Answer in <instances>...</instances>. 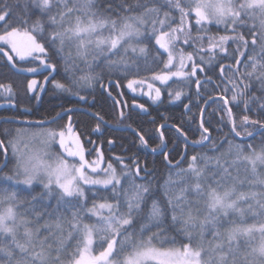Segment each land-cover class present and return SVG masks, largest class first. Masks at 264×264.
Segmentation results:
<instances>
[{"label":"snow or ice","instance_id":"obj_1","mask_svg":"<svg viewBox=\"0 0 264 264\" xmlns=\"http://www.w3.org/2000/svg\"><path fill=\"white\" fill-rule=\"evenodd\" d=\"M185 3L187 7L181 0H25L23 14H19L15 12L20 7L18 2L0 0V22L4 25L0 32L3 42L0 53L13 66L14 56L21 61L31 57L42 67L55 71L56 66L46 59L48 49L41 40H46L62 59L66 46L70 45L75 48L76 57L87 60L91 56L94 61L120 51L127 54L129 50L147 60L148 46L133 41L154 40L158 49L153 59L159 60L164 69L152 78L164 83L174 77L191 80L197 70L203 72L205 63L211 70L217 55L233 59L234 64L216 65L224 81L223 92L231 89V96H209L205 103L220 99L231 124L230 131L245 141H222L221 147L223 144L228 147L218 156H192L188 167L176 173L180 179L173 181L169 176L162 199H156L151 182L128 183L129 174L118 175L111 163L102 169L100 160L95 167L89 164L71 122L63 130L33 133V137H42L40 147L30 148L22 140L27 133L16 130L15 136L0 139V156L4 160L0 164V264H264V138L259 144L247 142L254 141L257 135L264 137V121L244 115L238 131L232 112V106L239 107L241 103L245 111L250 110L247 96L254 83L261 95H253L251 100L264 112V103H260L264 100V0H185ZM29 5L38 13L35 19ZM173 11L179 13L178 20L172 16ZM221 24L230 35L207 34L208 26ZM240 29H247L248 35ZM177 42L194 47L197 53H210L208 60L199 55L198 65L193 53L185 56L181 50L178 63L174 64L177 57L173 49ZM229 42L237 45L230 57ZM162 55L167 56L166 62L160 59ZM67 58H72L70 51ZM185 60L191 62L190 72L184 71L188 67ZM108 65L128 66L123 58L110 60ZM132 67L139 69L135 61ZM173 67L177 70L172 71ZM225 67L235 76H225ZM98 78L89 72L75 83L90 84ZM38 83L33 79L27 87L36 91ZM53 83L62 91H70L58 81ZM138 83L146 81L129 80L128 87ZM205 83H213L211 77L205 76ZM195 84L199 90V78ZM148 87L151 95L153 85ZM220 87L216 85L217 89ZM0 88L11 96L10 85ZM39 90L44 89L41 86ZM155 93L153 99L158 100L159 88ZM181 96L180 91L174 93L176 100ZM27 112L26 109L24 114ZM12 119L18 118H7L6 122ZM20 122L40 128L47 123L26 119ZM200 128L198 143H211L203 112ZM4 135L10 137L7 130ZM139 138L147 145L142 135ZM54 144L62 149L61 153L49 151ZM210 150L219 151L216 147ZM65 157H79V167L69 164ZM198 160L203 166L197 165ZM9 163L13 167L5 172ZM167 163L179 167V162ZM86 168L95 178L86 173ZM140 171L137 165L135 175L139 176ZM122 179L128 183L127 188ZM173 184L182 186L173 192ZM81 185L99 186L100 191L111 194V201L100 197L88 207L89 197ZM37 187L42 189L39 193ZM23 192H28L31 198L22 199ZM85 218L94 222L85 223ZM169 229L189 243L166 247L176 244L175 237H165ZM206 236L211 239L206 240ZM194 240L199 241L195 248ZM97 241L103 250L94 255L92 249Z\"/></svg>","mask_w":264,"mask_h":264},{"label":"trees","instance_id":"obj_2","mask_svg":"<svg viewBox=\"0 0 264 264\" xmlns=\"http://www.w3.org/2000/svg\"><path fill=\"white\" fill-rule=\"evenodd\" d=\"M8 2L13 4L18 2L20 7L15 8V12L23 14L25 0H8ZM181 2L187 7L185 0H181ZM28 10L33 13L32 18L35 19L38 15L36 10L30 5ZM172 16L178 20L179 13L173 11ZM14 20L15 17H13ZM224 28L223 24L208 26L207 34L211 36L230 35L231 33L225 32ZM3 29V22H0V32ZM192 31L195 35L196 28L194 27ZM240 31L244 32L246 36L248 35L247 29H240ZM40 42L44 43L48 49L49 56L46 59L49 64L56 66L55 71L42 67L39 61H35L31 57L21 61L14 56L16 64L13 66L12 62L7 61L0 53V85H10L12 89V94L9 96L0 88V139L15 136L16 130L23 129V127L35 130H63L71 120L72 128L79 135L88 158H99L106 164L111 163L122 174L128 173V183L132 180L136 184L151 182L156 199H162L165 182L169 176L173 181L180 179L176 173L180 169L188 167L192 156H218L225 152L228 147L227 144H223L221 147V142L225 140L234 143L245 142L242 137H234L230 131L231 124L227 118L225 106L220 99H216L214 102L210 100L207 105L205 103L209 96L219 97L221 94L231 96V89L227 93L223 92L224 81H222L219 68L216 66L218 63L223 65L234 64L235 61L231 58L225 59L223 56L217 55L211 70L205 63L203 72L197 70L196 76L192 77L191 80L173 78L167 83L159 84L160 98L158 101H154L148 96L131 91L127 86L129 80H150L154 74L160 73L164 69V65L159 60L153 59L158 49L154 40L139 42L148 46L147 60L131 51H128L127 54L120 51L117 55H107V58L100 56L95 61L91 56L87 60L76 57L75 48L70 45L66 46L63 54L65 58L62 59L61 55L49 47L46 40ZM207 43V40L203 42L205 49ZM236 46L232 42L227 45L229 57ZM0 47H3V42H0ZM176 47V49L182 50L185 55L189 52L193 53L198 65L201 63L199 55H204L205 61L210 55L207 52L197 53L194 47L186 46L182 42H177ZM69 51L71 52V59L67 58ZM159 51L163 53L164 50L160 49ZM121 58L127 61V67L123 65L115 68L109 67L108 61ZM160 59L166 62L167 56L162 55ZM133 61L139 65L138 70L132 67ZM190 65L191 62L185 68L186 72L191 71ZM28 68H37L38 70L33 73L26 71ZM243 71L244 68L241 67V72ZM89 72L99 78L92 80L90 84L75 83L80 76ZM224 75L234 77L235 73L225 67ZM205 76L211 77L213 83H205ZM45 77H48L47 83ZM197 78L201 82L199 90L195 84ZM33 79H37L39 82L36 91H30L27 87ZM110 79L117 80L121 85L122 94L128 105V110H126L122 104L123 116L120 115L116 101L107 94L106 83ZM53 81L64 84L70 91H62L56 88ZM217 84L221 85L219 89L216 88ZM41 86L43 91L39 90ZM258 87L254 83L248 93L247 99L250 110L245 111L243 103L239 107L232 106L238 131L241 130L239 127L240 118L244 115H248L253 120L264 121V112L260 111L257 102L251 100L253 95H261ZM109 91L119 98L120 94H118L116 85L112 84ZM177 91L182 92L180 100L174 98V93ZM260 103H264V100ZM141 105L143 107H140ZM26 109L28 112L25 115ZM202 110L204 111V127L209 128L212 137L211 143L205 142L203 145L198 143L202 133L200 128ZM58 113L60 116L57 115ZM221 117L224 119L221 120ZM7 118L18 119L6 122ZM25 119L36 122L46 121L47 123L44 128H40L20 122ZM97 125H99V131H96ZM162 125L163 127H161ZM5 130L10 133V137H5ZM161 132L163 133L162 138ZM182 133L186 134V137ZM141 135L147 141V145L142 144L139 138ZM262 138L264 137L257 135L254 141L250 139L247 142L259 144ZM213 147L218 148L219 151H211L210 149ZM165 156L167 161L172 162V165L179 162V167H170ZM117 158L121 159L118 160ZM3 163V157L0 156V164ZM125 165L127 167H124ZM137 165L141 169L139 176L135 175ZM197 165L203 166V162L198 160ZM12 167L13 163H9V167L4 171L7 172ZM122 183H124L125 188L128 187V183H125L124 179H122ZM181 186L180 184H173L171 186L172 191L175 192ZM41 190L37 187L36 193ZM84 191L89 197L88 207L92 206L93 200L99 201L100 197H107L111 201V194L107 191H100L99 186L97 188L85 186ZM20 196L25 200L31 198L28 192L20 193ZM52 203L54 205L55 201L53 200ZM84 222L93 223L94 221L85 218ZM165 237L176 238L175 245H165L166 247H181L182 244L189 243L188 240L183 239L181 234L171 229L165 233ZM205 239L210 240L211 237L206 236ZM198 243V240H194L192 242L193 247L195 248ZM102 250L99 241H97L95 255H98L99 251Z\"/></svg>","mask_w":264,"mask_h":264},{"label":"rangeland","instance_id":"obj_3","mask_svg":"<svg viewBox=\"0 0 264 264\" xmlns=\"http://www.w3.org/2000/svg\"><path fill=\"white\" fill-rule=\"evenodd\" d=\"M133 43L134 44H136V43H139V42H137V41H133ZM141 44V43H140ZM142 45V44H141ZM177 47H175L174 49H173V55L174 56H176L177 57V61H174V64H177L178 63V57H179V55H180V49H176ZM130 51V50H129ZM136 54H138V53H136ZM184 54V53H183ZM185 55V54H184ZM186 56V55H185ZM188 63H189V61H187V60H185V64L186 65H188ZM172 71H176L177 70V67H173L172 69H171ZM184 71H186L185 69H184ZM153 77V76H152ZM174 78H177L178 79V77H174ZM35 80H37V79H35ZM137 81H141V80H137ZM144 81H146V83H144V84H134L133 85V87L132 88H129L131 91L133 90L134 92H136V93H138V94H140V95H145V96H148V97H150L152 100H154L153 99V97L155 96V89L156 88H159V84H164V82H161V81H157V80H154L153 78H151L150 80H144ZM169 82V81H168ZM149 84H151V85H153V88H152V90H151V95H149V92H150V89H149V87H148V85ZM115 85V84H114ZM127 86H128V82H127ZM135 89V90H134ZM160 90V89H159ZM114 99V98H113ZM121 102H122V100H121V98H120V96H119V98H118ZM115 100V99H114ZM154 101H156V100H154ZM158 101V100H157ZM117 103V102H116ZM121 104H123V103H121ZM117 106H118V104H116ZM123 106V105H122ZM119 108V107H118ZM123 109V108H122ZM120 111V110H119ZM123 114H124V110H123ZM18 130H23V132L24 133H27V135H25V136H23L22 137V140L23 141H25V142H27L28 143V146L31 148V147H40V140L42 139V137H39V136H37V137H33L32 136V134L33 133H41V132H43V131H46V130H35V129H31V128H29V127H23V129L22 128H19ZM55 130V129H54ZM73 132L75 133V134H77V132L74 130V128H73ZM16 135V134H15ZM78 135V134H77ZM79 136V135H78ZM79 140H80V142H81V144H82V141H81V139L79 138ZM21 147H23V145H21ZM83 149H84V147H83ZM49 151L50 152H52V153H61L62 152V149L61 148H59L57 145H52L51 147H50V149H49ZM65 158H67L68 159V162H69V164H75L77 167H79V163H80V161H79V157H75V158H70V157H65ZM84 158H85V160H87L88 161V163L89 164H92L93 165V167H95L96 165H95V162L97 161V160H100L99 158H88L87 157V155H86V153H85V150H84ZM101 161V160H100ZM107 167V164L106 163H104L103 161H101V164H100V168L102 169V168H106ZM114 167V166H113ZM116 169V168H115ZM99 170L100 169H97V171L99 172ZM117 170V174L118 175H122V172L121 171H119L118 169H116ZM85 171H86V173L89 175V176H92V177H94L95 178V176H94V174L92 173V171L90 170V169H88V168H86L85 169ZM100 178H103V176L101 175L100 176ZM81 187H83L84 188V190H85V186L84 185H81ZM86 223H88V222H86ZM92 251H93V254L95 255V245L93 246V249H92Z\"/></svg>","mask_w":264,"mask_h":264},{"label":"water","instance_id":"obj_4","mask_svg":"<svg viewBox=\"0 0 264 264\" xmlns=\"http://www.w3.org/2000/svg\"><path fill=\"white\" fill-rule=\"evenodd\" d=\"M106 84H107V85H106V91H107V94H108L111 98H114V99H115V101H116L117 104H118V107H119V110H120V115H121V113H123V109H122V104H121V103H123L124 106H125V109L128 110V105L126 104L125 97H124V95L122 94L121 85H120V83H119L117 80H115V79H110ZM112 84H115V85L117 86L118 91H119L118 94H120V98H121L122 102H121V101H120V100H119L114 94H112V93L109 91V88H110V86H111ZM209 102H210V100L207 101L206 105H207ZM203 110H204V109H203ZM203 110H202V112L204 113ZM121 116H123V115H121ZM69 122H71V120H70ZM69 122H68V124H69ZM160 131H161V129H160Z\"/></svg>","mask_w":264,"mask_h":264}]
</instances>
